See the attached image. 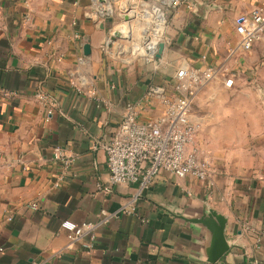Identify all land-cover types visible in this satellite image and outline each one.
<instances>
[{
  "label": "crops",
  "instance_id": "1",
  "mask_svg": "<svg viewBox=\"0 0 264 264\" xmlns=\"http://www.w3.org/2000/svg\"><path fill=\"white\" fill-rule=\"evenodd\" d=\"M150 3L0 0V88L13 94L0 95V264H210L212 233L199 223L210 210L227 220L229 249L215 264H264V34L243 51L236 32L264 0H183L154 62L138 53L139 15ZM115 33L130 41L116 46ZM183 65L218 72L197 97L208 87L228 90L225 76L235 74L232 90L255 92L257 102L213 105L200 117L193 109L211 165L206 181L162 172L145 190L112 185L105 146L128 105L140 103L141 121L159 117L158 103L144 97L170 88ZM38 93L57 104L49 122ZM206 122L250 125L220 144ZM57 147L68 166L53 160ZM103 211L113 218L96 240L71 244L61 223H95Z\"/></svg>",
  "mask_w": 264,
  "mask_h": 264
},
{
  "label": "built area",
  "instance_id": "2",
  "mask_svg": "<svg viewBox=\"0 0 264 264\" xmlns=\"http://www.w3.org/2000/svg\"><path fill=\"white\" fill-rule=\"evenodd\" d=\"M182 4L183 0H151L150 5L140 13L144 40L138 53L149 62L156 61L158 45L164 40L169 17ZM111 15V11L104 14ZM236 32L242 38V50L250 51L264 34V7L239 18ZM83 60L80 58V61ZM217 73L213 68L202 70L183 65L177 70L170 88H151L144 101L158 103L162 113L157 118L141 121L140 103L128 105L115 135L105 146L112 185L137 184L145 190L162 172L178 178L207 180L211 165L201 157L197 141L202 123L194 116L193 105L198 90L207 86ZM235 79V74L226 75L225 87L232 89ZM0 95L8 98L13 94L0 88ZM37 98L46 106V121L49 122L57 104L43 93H38ZM53 160L65 166L71 163L60 147L54 149ZM32 208L36 210L37 205ZM112 218L111 214L103 211L98 222L78 225L66 220L61 223V228L67 232L71 244L85 237L93 243L98 229L108 225ZM4 251L0 248V253Z\"/></svg>",
  "mask_w": 264,
  "mask_h": 264
},
{
  "label": "rangeland",
  "instance_id": "3",
  "mask_svg": "<svg viewBox=\"0 0 264 264\" xmlns=\"http://www.w3.org/2000/svg\"><path fill=\"white\" fill-rule=\"evenodd\" d=\"M118 41H115L116 46L118 45ZM242 91V88H238L236 90H232V89H224L222 90L219 94L217 95H213L214 91L213 89H211L210 87L205 88L203 91H201V93L199 94L198 97H196L195 100V104L193 105V109L196 111V114L199 115V117L201 115L207 114L210 115L212 112V106L213 105H222V104H229L231 105V107L233 105H239L241 104V102H257L255 97V92H254V97L248 95L247 93L244 92H240ZM224 102V103H222ZM249 104V103H248ZM234 108V107H233ZM237 110H235V114L236 115H244L247 114L245 112L246 109L241 108H235ZM205 110V111H203ZM219 110H222L221 107H219ZM229 125V126H228ZM250 124L248 123H211V122H206L205 123V127L204 130L206 128H212L214 129V127L217 126V131L219 133H221V135L219 134V138L220 139V144H225V136H229V134H235V133H240L243 129L245 130L246 126H248Z\"/></svg>",
  "mask_w": 264,
  "mask_h": 264
},
{
  "label": "water",
  "instance_id": "4",
  "mask_svg": "<svg viewBox=\"0 0 264 264\" xmlns=\"http://www.w3.org/2000/svg\"><path fill=\"white\" fill-rule=\"evenodd\" d=\"M133 20V17H126V22H131ZM117 40H127L130 41V37L124 38L122 34H114L112 36V42H115ZM165 50V44L160 43L158 45V53L156 55L157 59L162 58L163 53ZM85 56L91 55V47L89 44H87L84 48ZM200 224H203L206 228L210 230L212 233V241H213V250H212V256L209 260L210 264L217 263L228 251L227 246V240L225 237V229L227 220L220 214H218L215 211L210 210L208 212L207 217H203L200 221Z\"/></svg>",
  "mask_w": 264,
  "mask_h": 264
}]
</instances>
